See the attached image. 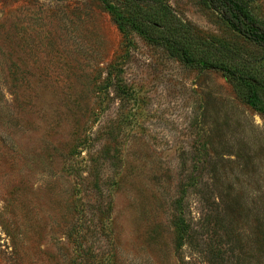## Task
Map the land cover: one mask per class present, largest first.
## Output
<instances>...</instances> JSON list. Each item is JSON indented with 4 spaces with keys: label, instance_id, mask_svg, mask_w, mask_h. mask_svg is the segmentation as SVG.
<instances>
[{
    "label": "rangeland",
    "instance_id": "1",
    "mask_svg": "<svg viewBox=\"0 0 264 264\" xmlns=\"http://www.w3.org/2000/svg\"><path fill=\"white\" fill-rule=\"evenodd\" d=\"M181 48L264 70L206 0H0V264H264V115Z\"/></svg>",
    "mask_w": 264,
    "mask_h": 264
},
{
    "label": "trees",
    "instance_id": "2",
    "mask_svg": "<svg viewBox=\"0 0 264 264\" xmlns=\"http://www.w3.org/2000/svg\"><path fill=\"white\" fill-rule=\"evenodd\" d=\"M208 4L220 12L225 21L229 26L235 30L242 37L247 39L249 42L256 44L264 51V25L255 20L250 14V3L252 0H206ZM108 8L112 9V13L117 16L120 21V15L116 11L113 5L107 3ZM126 20L120 21V25ZM137 29V26L130 23ZM201 53L211 52L209 44H206L204 50H200ZM180 57L184 63L193 65L199 64L206 67H219L221 68L233 81L238 85L242 99L249 106L258 109L264 115V106L261 103L259 97L260 92H264V70L263 71H252V76L246 75L239 72L237 69L229 67L227 64L220 62V59L210 60L198 58L199 60H193L188 55L187 50L181 48L179 50ZM203 57V55H201ZM244 87L245 89H243ZM243 90V92L241 91Z\"/></svg>",
    "mask_w": 264,
    "mask_h": 264
}]
</instances>
